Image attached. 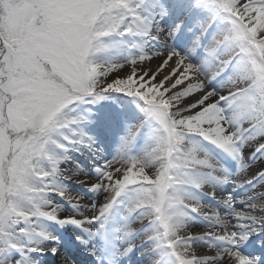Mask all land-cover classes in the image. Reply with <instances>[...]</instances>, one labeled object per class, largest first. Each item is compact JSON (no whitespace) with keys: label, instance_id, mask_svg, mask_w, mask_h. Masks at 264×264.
Returning a JSON list of instances; mask_svg holds the SVG:
<instances>
[{"label":"snow or ice","instance_id":"1","mask_svg":"<svg viewBox=\"0 0 264 264\" xmlns=\"http://www.w3.org/2000/svg\"><path fill=\"white\" fill-rule=\"evenodd\" d=\"M0 264H264V0H0Z\"/></svg>","mask_w":264,"mask_h":264}]
</instances>
